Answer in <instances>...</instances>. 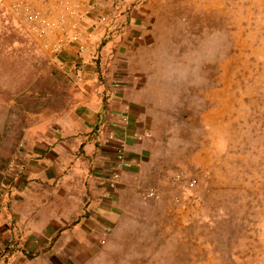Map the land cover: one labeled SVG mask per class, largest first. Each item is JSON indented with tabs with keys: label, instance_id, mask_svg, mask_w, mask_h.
I'll return each mask as SVG.
<instances>
[{
	"label": "rangeland",
	"instance_id": "obj_1",
	"mask_svg": "<svg viewBox=\"0 0 264 264\" xmlns=\"http://www.w3.org/2000/svg\"><path fill=\"white\" fill-rule=\"evenodd\" d=\"M14 28L95 63L106 46L105 73L146 88L162 162L109 225L3 220L0 264H264V0H0V40Z\"/></svg>",
	"mask_w": 264,
	"mask_h": 264
},
{
	"label": "crops",
	"instance_id": "obj_2",
	"mask_svg": "<svg viewBox=\"0 0 264 264\" xmlns=\"http://www.w3.org/2000/svg\"><path fill=\"white\" fill-rule=\"evenodd\" d=\"M13 31L0 40V224L35 236L109 225L135 205L145 174H161L146 88L125 65L105 73L106 46L95 63L94 45L78 56L77 45L61 48L58 33L51 53L26 29ZM65 60L71 79L60 69Z\"/></svg>",
	"mask_w": 264,
	"mask_h": 264
},
{
	"label": "built area",
	"instance_id": "obj_3",
	"mask_svg": "<svg viewBox=\"0 0 264 264\" xmlns=\"http://www.w3.org/2000/svg\"><path fill=\"white\" fill-rule=\"evenodd\" d=\"M119 158L122 159L123 158V153H119ZM119 175L118 174H114L112 178H109V182H111L112 185H114L116 183V181L118 180Z\"/></svg>",
	"mask_w": 264,
	"mask_h": 264
}]
</instances>
